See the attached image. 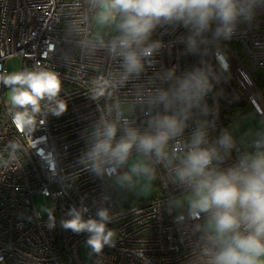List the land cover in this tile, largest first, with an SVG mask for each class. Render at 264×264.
Listing matches in <instances>:
<instances>
[{
  "label": "built area",
  "instance_id": "2783aa9c",
  "mask_svg": "<svg viewBox=\"0 0 264 264\" xmlns=\"http://www.w3.org/2000/svg\"><path fill=\"white\" fill-rule=\"evenodd\" d=\"M102 1L0 0V75L7 73L6 61L12 57L19 59V70L49 68L59 73L61 98L67 103V110L57 117L42 102L34 126L20 130L12 122L18 109L10 106L9 89L0 83V264H205L209 229L202 222L209 214L196 218L187 209H174L175 201L192 191L177 181L176 167L199 120L209 122L205 146L216 144L224 131L234 139L228 154L221 148L223 159L212 162L219 170L252 150L257 135L235 124L251 111L264 125V6L255 10L251 22L240 23L230 40L215 41L211 31L206 33L210 52L204 57L187 51L181 38L189 29L158 26L152 40L161 41L162 47L145 61L138 77H129L109 51L116 31L93 36L91 20ZM217 50L229 70L213 81L204 97L211 111L202 115L199 108L192 110L183 133L169 141L167 160L146 158L154 169L151 198L130 204L113 186L128 162L104 177L83 166L80 157L98 119L147 130L150 117L163 111L153 108L150 100L157 88L169 86L161 74L175 67L180 75L200 66L202 59L220 72ZM135 154L133 149L129 160ZM36 197L49 204L51 219L49 211L37 209ZM71 206L87 207L85 218H95L100 208L109 209L114 246L95 253L86 244L87 233L64 229L61 221L69 218Z\"/></svg>",
  "mask_w": 264,
  "mask_h": 264
},
{
  "label": "clouds",
  "instance_id": "9594fccd",
  "mask_svg": "<svg viewBox=\"0 0 264 264\" xmlns=\"http://www.w3.org/2000/svg\"><path fill=\"white\" fill-rule=\"evenodd\" d=\"M264 0H103L101 22L114 21L116 35L109 43V51L119 58L126 76H139L145 61L157 52L162 43L152 40L158 26L182 25L189 29L187 51L201 57L209 55L212 39L230 40L242 22H251L255 10ZM215 23V27L212 25ZM220 72L206 60L180 75L175 67L161 74L167 88H157L150 98L153 108L161 107L148 120V129L140 131L132 126H121L116 120L100 118L87 140L88 148L80 157L83 166L98 177L109 174L129 161L133 149L142 157L168 159L169 141L180 136L193 109L202 115L211 111L203 103L212 91L213 81L229 70L227 59L217 50ZM0 83L9 89L8 102L13 109V124L20 130L35 124L36 114L46 101L48 111L59 117L67 110L61 98L63 83L58 72L37 65L0 75ZM206 120L197 127L185 143L186 151L179 158L175 176L179 183L191 188L188 211L199 218L209 214V249L204 253L205 264H264V133L251 142L238 162L226 170L212 166L234 147V139L224 131L216 144L208 145ZM118 132L121 133L117 139ZM154 178V169L147 159H138L127 172L117 176L120 187L133 189L139 178ZM89 209L71 206L68 219L61 226L76 234L87 233V246L101 253L105 246H114L115 235L108 225L112 222L109 209L100 208L96 217L85 218ZM49 219L52 213H48ZM182 219V217H177ZM51 226V225H50Z\"/></svg>",
  "mask_w": 264,
  "mask_h": 264
},
{
  "label": "rangeland",
  "instance_id": "374dc122",
  "mask_svg": "<svg viewBox=\"0 0 264 264\" xmlns=\"http://www.w3.org/2000/svg\"><path fill=\"white\" fill-rule=\"evenodd\" d=\"M103 12V1L101 2L99 9L96 13L93 14L92 17V31L93 36H102L105 34H109L111 31H116V26L114 21H104L101 22L100 16ZM7 73H11L19 70V59L16 57H12L7 59L6 61ZM255 73V71H253ZM246 114L244 120L235 124L237 129H245L250 131V135H257L258 133H264V125L260 124L261 120H259L256 116L250 113ZM138 159H146L142 157L140 154L133 155L128 161L125 172L128 171L129 165L136 162ZM113 186L120 190L122 187L117 183V177L113 180ZM156 185L153 184V179L149 180L145 177L139 178L136 186L133 189H129L128 199L130 204H137L138 202L151 198L155 193ZM191 196V193H187L182 197L178 198L175 201L174 209L175 210H188V200ZM122 201V200H121ZM35 204L37 209L42 213H47L50 210L49 204L41 197L35 198ZM209 229V218H206L202 222ZM82 254L86 255L87 251L82 250Z\"/></svg>",
  "mask_w": 264,
  "mask_h": 264
},
{
  "label": "trees",
  "instance_id": "16d2710c",
  "mask_svg": "<svg viewBox=\"0 0 264 264\" xmlns=\"http://www.w3.org/2000/svg\"><path fill=\"white\" fill-rule=\"evenodd\" d=\"M123 173H124V172H123ZM153 184L155 185L154 178H153ZM119 192L123 193V195H125V197H128L129 189H127V188H123V187H122V188L119 190Z\"/></svg>",
  "mask_w": 264,
  "mask_h": 264
}]
</instances>
